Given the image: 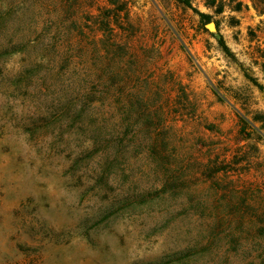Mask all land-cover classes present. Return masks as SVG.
<instances>
[{
    "label": "rangeland",
    "instance_id": "rangeland-1",
    "mask_svg": "<svg viewBox=\"0 0 264 264\" xmlns=\"http://www.w3.org/2000/svg\"><path fill=\"white\" fill-rule=\"evenodd\" d=\"M189 2L0 0V264H264V0Z\"/></svg>",
    "mask_w": 264,
    "mask_h": 264
},
{
    "label": "trees",
    "instance_id": "trees-1",
    "mask_svg": "<svg viewBox=\"0 0 264 264\" xmlns=\"http://www.w3.org/2000/svg\"><path fill=\"white\" fill-rule=\"evenodd\" d=\"M188 7H190L193 12L195 14L198 15L199 19L201 21H205V22H208L210 21V18L211 16L207 13H204V12H201L199 11L197 8L195 7H192V5L190 4L189 0H182ZM218 44L221 48V50L227 54V55H231V51L229 49V47L226 45V43L224 42L223 38L222 37H218ZM6 52V51H5ZM261 68L262 70L264 71V61L261 63ZM247 76V75H246ZM247 78L259 89V90H264V85L259 83L254 77H250V76H247Z\"/></svg>",
    "mask_w": 264,
    "mask_h": 264
},
{
    "label": "water",
    "instance_id": "water-1",
    "mask_svg": "<svg viewBox=\"0 0 264 264\" xmlns=\"http://www.w3.org/2000/svg\"><path fill=\"white\" fill-rule=\"evenodd\" d=\"M207 27L209 28V29H213L214 28V23H209L208 25H207Z\"/></svg>",
    "mask_w": 264,
    "mask_h": 264
}]
</instances>
